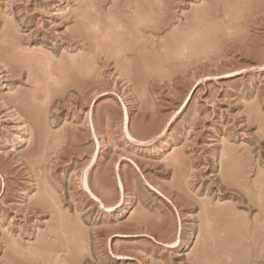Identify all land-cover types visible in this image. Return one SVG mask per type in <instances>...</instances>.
<instances>
[{
	"label": "rangeland",
	"instance_id": "obj_1",
	"mask_svg": "<svg viewBox=\"0 0 264 264\" xmlns=\"http://www.w3.org/2000/svg\"><path fill=\"white\" fill-rule=\"evenodd\" d=\"M0 264H264V0H0Z\"/></svg>",
	"mask_w": 264,
	"mask_h": 264
},
{
	"label": "bare ground",
	"instance_id": "obj_2",
	"mask_svg": "<svg viewBox=\"0 0 264 264\" xmlns=\"http://www.w3.org/2000/svg\"><path fill=\"white\" fill-rule=\"evenodd\" d=\"M202 12V11H201ZM199 14V13H198ZM151 16V15H150ZM201 16V15H200ZM204 18V17H203ZM234 19V18H233ZM240 19V18H239ZM158 20V19H157ZM225 20V19H224ZM232 20V19H231ZM209 22V21H208ZM131 23V22H130ZM211 24V23H210ZM209 24V25H210ZM147 25V24H146ZM197 28H198V26H197ZM221 28V27H220ZM122 29V28H121ZM226 29V28H225ZM183 32V31H182ZM220 32V31H219ZM211 33H212V31H211ZM91 34V33H90ZM111 34V33H110ZM140 34V33H139ZM107 36V35H106ZM172 36V35H171ZM100 37V36H99ZM210 37V36H209ZM95 38V37H94ZM212 39V38H211ZM104 40V39H103ZM186 40V39H185ZM202 40V39H201ZM93 41H95V40H93ZM182 41V40H181ZM99 42H101V41H99ZM127 42V41H126ZM125 43V42H124ZM123 44V43H122ZM199 44V43H198ZM165 45V44H164ZM203 45V44H202ZM199 46V45H198ZM119 47V46H118ZM190 47V46H189ZM189 47H188V49H189ZM120 48V47H119ZM198 49V48H197ZM202 50V49H201ZM174 51H176V50H174ZM167 53V52H166ZM99 54V53H98ZM202 54V53H201ZM164 55V54H163ZM200 55V54H199ZM173 56V55H172ZM161 57V56H160ZM201 57V56H200ZM172 58H174V56L172 57ZM66 64V63H65ZM92 64V63H91ZM72 67V66H71ZM146 67V66H145ZM122 68V67H121ZM152 68V67H151ZM124 69V68H123ZM59 70V69H58ZM149 71V70H148ZM62 72V71H61ZM146 74V73H145ZM57 80V79H56ZM63 84V83H62ZM53 90V89H52ZM46 94V93H45ZM237 175H239V174H237ZM245 177V176H244ZM45 203V202H44ZM229 210V209H228ZM254 221V220H253ZM242 223V222H241ZM173 244H175V245H178L179 244V240H176L175 242H173ZM56 262V261H55Z\"/></svg>",
	"mask_w": 264,
	"mask_h": 264
}]
</instances>
